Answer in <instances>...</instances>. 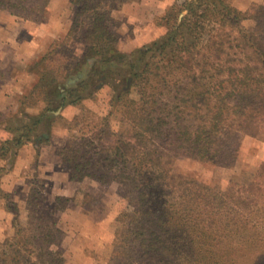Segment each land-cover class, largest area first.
<instances>
[{
	"label": "trees",
	"instance_id": "16d2710c",
	"mask_svg": "<svg viewBox=\"0 0 264 264\" xmlns=\"http://www.w3.org/2000/svg\"><path fill=\"white\" fill-rule=\"evenodd\" d=\"M68 1L69 29L27 64L35 80L16 111L0 113V160L12 162L25 144L48 143L55 112L80 106L56 155L74 184L118 185L106 264H264V162L225 183L173 168L179 156L231 168L239 136L264 135V5L174 1L159 18L157 38L121 53L109 17L118 0ZM46 5L0 0V10L25 19ZM105 86L106 113L83 106ZM5 168L0 198L17 211L2 188ZM34 195L25 224L0 242V264L64 263L56 213L72 198L56 196L44 214Z\"/></svg>",
	"mask_w": 264,
	"mask_h": 264
},
{
	"label": "rangeland",
	"instance_id": "374dc122",
	"mask_svg": "<svg viewBox=\"0 0 264 264\" xmlns=\"http://www.w3.org/2000/svg\"><path fill=\"white\" fill-rule=\"evenodd\" d=\"M174 1L183 0H118L109 13L112 31L117 37L118 51L130 53L157 38L162 32L161 26L158 25L159 18ZM229 1L233 3V0ZM62 2V0H47V5L41 8L40 13H35L34 19L12 16L28 22L45 23L56 20V22L66 21L71 24L74 10L68 0L64 7L61 5ZM253 3L264 5V0ZM65 33L58 32L57 37L46 41L41 52L52 40L62 37ZM9 67L11 68L9 63L4 64L0 59L1 77L9 73ZM109 97V88L105 86L93 97L85 100L83 106L103 115L108 110ZM132 97H135L134 91ZM62 109L59 108L55 113L60 114V117L51 128L52 137L47 144L46 157L41 159L40 153L34 155L31 161H24L19 173L1 183L3 190L9 194L8 198L15 203L17 211L9 210L5 200L0 198V242L15 234L17 224H25L29 195L37 194L35 201L44 214H49L51 203L56 196H66L72 198V201L65 209L56 213L57 225L65 234L61 241L63 264H106L112 252L117 228L115 218L118 206V185L115 182L103 185L90 179L74 184L69 180L66 169L58 160L56 149L66 141L68 135L66 123L79 113L80 106H74L72 116L68 118L60 113ZM13 111L10 110L5 114ZM111 120L113 125H117L118 116L113 115ZM28 153L29 151H25L23 154L26 156ZM18 155L19 151L12 162L1 161L0 166L6 167L3 177L8 171V173L15 171ZM262 162H264V135L256 138L240 135L237 160L231 168L205 165L187 156H179L173 168L177 173L196 175L207 181L215 179L225 183L229 179H241L245 174L256 171ZM85 193L91 194V197L86 198L88 208L80 204ZM260 230L259 236L262 235L264 238V222L260 225Z\"/></svg>",
	"mask_w": 264,
	"mask_h": 264
},
{
	"label": "crops",
	"instance_id": "0c3cea01",
	"mask_svg": "<svg viewBox=\"0 0 264 264\" xmlns=\"http://www.w3.org/2000/svg\"><path fill=\"white\" fill-rule=\"evenodd\" d=\"M62 1L63 4L61 5L63 7L66 6L67 0ZM253 2H262V0H233L232 5L239 10H244ZM69 26L70 22L66 21L28 22L13 17L6 12H0V59L4 64L9 63L11 65L9 73H6L3 77L0 76V113L4 114L10 110L16 111L18 97L22 94L26 85L35 80L34 75L26 70L27 64L41 53L46 41L57 37L58 32H67ZM19 65L21 67H18ZM73 109L74 106L68 105L60 113L68 118L72 116ZM28 111L34 113L38 109H28ZM51 134L50 138L52 137ZM47 144H42L38 149L32 143L23 145L19 149V155L14 168L15 171L12 173H8V171L7 175L3 177L4 172L2 175L3 180L1 177V183L13 178L12 175L17 172L19 173L23 163H25L24 161H31L34 155H39L40 153L39 157L41 159L45 158ZM25 151H29L26 156L23 154Z\"/></svg>",
	"mask_w": 264,
	"mask_h": 264
}]
</instances>
